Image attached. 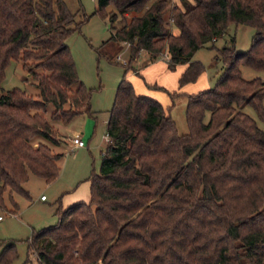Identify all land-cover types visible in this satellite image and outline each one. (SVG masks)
<instances>
[{"label":"trees","instance_id":"16d2710c","mask_svg":"<svg viewBox=\"0 0 264 264\" xmlns=\"http://www.w3.org/2000/svg\"><path fill=\"white\" fill-rule=\"evenodd\" d=\"M169 1L97 0L110 37L129 45L124 71L141 50L151 59L165 50L169 69L183 65L181 87L205 68L195 51L230 24L255 29L250 46L238 51L232 37L216 48L222 72L213 87L186 94L183 134L167 107L122 77L99 171L87 177L89 200L56 207L57 221L28 239L35 260L21 264H264V130L240 109L250 104L264 121V80L239 69L264 71V0H180L168 9ZM80 23L64 0H0V206L6 190L27 195L30 172L47 183L59 174L61 153L33 138L59 144L53 121L91 113L92 90L66 43ZM11 60L36 80L38 97L2 88ZM17 256L14 241H0V264Z\"/></svg>","mask_w":264,"mask_h":264},{"label":"rangeland","instance_id":"374dc122","mask_svg":"<svg viewBox=\"0 0 264 264\" xmlns=\"http://www.w3.org/2000/svg\"><path fill=\"white\" fill-rule=\"evenodd\" d=\"M68 9L74 14L76 22L80 23L79 30L74 31L66 38L72 58L75 62L78 77L82 83L91 88L90 110L91 113L76 114L70 122L58 125L60 132L66 136L74 132L85 131L87 136L82 138L85 146L72 148L70 137H66L67 144L58 147L51 144L42 136H35L32 142L42 141L48 143L53 149L63 152L59 159L60 171L55 180L45 182L34 173L22 187L27 193L4 191L3 205L0 206V241H14L18 256L11 264H21L27 257L35 260V253L28 248V239L33 230L54 224L57 215L54 213L59 201L66 190L79 186L76 193L87 194V177L91 172L99 171L102 150L104 149V128L108 110L112 106L116 87L122 77L129 80L137 93L148 95L158 99L168 108L179 134L188 131L185 120V106L188 93L213 87L222 72L220 60H213L216 48L228 43L233 37L235 48L238 51L248 49L255 29L246 24H230L226 32L213 43L208 42L198 48L193 59L199 60L205 66L202 73L193 82L178 87L177 70L182 65H177L173 70L167 66L168 55L163 50L158 58L151 59L149 53L141 50L138 56L130 61V69L124 71V65L128 63L129 45L111 38L114 28L110 27L108 17L94 13L97 0H64ZM180 0H170L168 9L173 5H179ZM106 10L113 11L109 5ZM168 14V11H167ZM131 13L126 16L128 19ZM122 23L120 17L114 21V26ZM176 32V29L172 27ZM214 46L212 47V45ZM157 60L158 65L150 69L148 73H135L136 67L143 68L149 61ZM164 65V69H161ZM241 76L245 79L260 77L264 80V71L255 70L244 64L239 65ZM131 76V78H130ZM134 80V81H133ZM3 89L19 87L33 97H38L39 88L36 80L22 67L19 60H11L5 68V77L1 83ZM141 90V91H140ZM176 90L180 94L171 97L169 92ZM264 107V98L262 100ZM52 106L49 105L47 114ZM240 109L250 115L257 125L264 130V121L261 120L253 106L241 105ZM91 134L88 142L87 138ZM83 135V134H82ZM63 138V136H62ZM65 139L63 138V141ZM62 141V142H63ZM57 148V149H56ZM44 195L45 199H40ZM17 208H14V202ZM12 213L14 215H10Z\"/></svg>","mask_w":264,"mask_h":264},{"label":"crops","instance_id":"0c3cea01","mask_svg":"<svg viewBox=\"0 0 264 264\" xmlns=\"http://www.w3.org/2000/svg\"><path fill=\"white\" fill-rule=\"evenodd\" d=\"M158 65V63H157V60H153V61H149V63L148 64H146L142 69L141 68H139V67H136L135 66V68H137V70L135 71V73H139V71L140 72H143V73H148V71L150 70V69H153V68H155V66H157ZM165 67H164V65H162V67H161V69H164ZM183 69V65L181 66V67H179V69L177 70V73L179 74V72L181 71ZM130 78H131V76H130ZM134 81V80H133ZM141 91V90H140ZM142 94H143V92H142ZM148 95L149 96H151V94H149L148 93ZM151 97H153V96H151ZM92 112V111H91ZM83 113V112H82ZM108 115H109V110H108ZM107 119H108V116H107V118H106V122H107ZM106 122H105V128H104V140H105V142H106V136H105V131H106ZM59 128V127H58ZM59 133H60V135L61 136H63V138L65 139L63 142L61 141L59 144H54L55 145V147H58V146H60L61 144H67L66 142V137H71L72 135H70V136H66V135H64L62 132H60V130H59ZM75 133H78V132H74L73 133V135L75 134ZM79 133H80V135H81V137L82 138H84V137H86L88 134H87V132H86V130L85 131H79ZM83 134V135H82ZM89 139H91V134H89V136H88V138H87V141L86 142H88L89 141ZM105 145V144H104ZM85 146V145H84ZM83 147V146H82ZM76 148H81V147H76ZM57 149V148H56ZM55 152H57V153H61V157H62V155H63V152L61 151V152H59V151H57V150H55V149H53ZM60 157V158H61ZM59 158V159H60ZM58 164H59V160H58ZM86 187H87V194L84 196V195H80V194H78V193H76V191L78 190V188H79V186H77L76 188H74V189H69V190H66L65 192H63V193H65L63 196H62V200H60L59 201V204H58V206L57 207H61V208H66L67 206H69V205H72L73 203H76V202H79V201H88L89 200V181H87V183H86ZM41 199V198H40ZM45 199V197L42 199V200H44ZM55 213V212H54ZM15 214V213H14ZM56 214V213H55ZM57 215V214H56ZM0 219H2V217L0 218ZM57 219H58V215H57ZM57 221V220H56Z\"/></svg>","mask_w":264,"mask_h":264},{"label":"built area","instance_id":"2783aa9c","mask_svg":"<svg viewBox=\"0 0 264 264\" xmlns=\"http://www.w3.org/2000/svg\"><path fill=\"white\" fill-rule=\"evenodd\" d=\"M70 142H71V150L72 148H76V147H82L85 145L80 133H75L74 135H72L70 137ZM103 152V151H102ZM41 199L44 198V195H41L40 197ZM10 215H14L12 213H9ZM1 218V216H0ZM96 264H101L100 262H97Z\"/></svg>","mask_w":264,"mask_h":264}]
</instances>
